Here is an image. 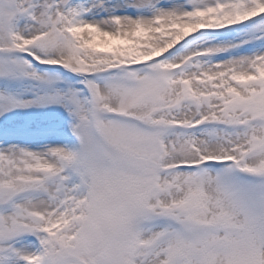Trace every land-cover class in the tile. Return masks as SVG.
<instances>
[{
  "label": "snow or ice",
  "instance_id": "snow-or-ice-1",
  "mask_svg": "<svg viewBox=\"0 0 264 264\" xmlns=\"http://www.w3.org/2000/svg\"><path fill=\"white\" fill-rule=\"evenodd\" d=\"M0 264H264V0H0Z\"/></svg>",
  "mask_w": 264,
  "mask_h": 264
}]
</instances>
